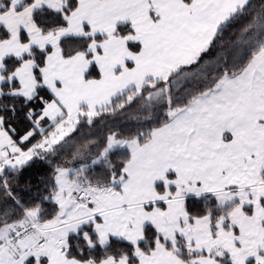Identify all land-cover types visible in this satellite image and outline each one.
Returning a JSON list of instances; mask_svg holds the SVG:
<instances>
[{"label":"snow or ice","instance_id":"snow-or-ice-1","mask_svg":"<svg viewBox=\"0 0 264 264\" xmlns=\"http://www.w3.org/2000/svg\"><path fill=\"white\" fill-rule=\"evenodd\" d=\"M0 264H264V0H0Z\"/></svg>","mask_w":264,"mask_h":264}]
</instances>
